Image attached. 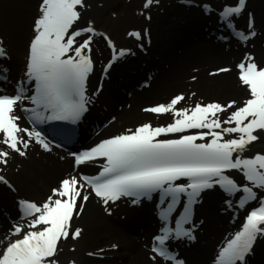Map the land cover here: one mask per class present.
<instances>
[{
    "label": "snow or ice",
    "instance_id": "obj_1",
    "mask_svg": "<svg viewBox=\"0 0 264 264\" xmlns=\"http://www.w3.org/2000/svg\"><path fill=\"white\" fill-rule=\"evenodd\" d=\"M185 2L195 6L192 0ZM154 3L158 4L159 0H145L144 8ZM246 3L247 0H236L234 6H225L219 14L231 34L244 45L256 36L251 13L247 14L246 30H239L235 25V20L245 13ZM84 7V0H41L39 15L33 23L25 79L17 82L12 96L0 90V144L10 150H0V165L7 166L12 153L26 157L33 141L44 151H52L40 131L20 126L22 117L15 115L17 105L20 111L30 112L28 119L37 123L76 124L89 111L92 97L87 94V81L94 70L91 56L94 37L103 36L112 50L105 73L131 54L126 49L117 51L113 42L98 33L91 22L84 28L74 29L81 19L78 8ZM202 8L205 14L214 11L207 4ZM146 19L151 17L146 16ZM146 35L147 30L143 34L129 33L137 41ZM80 37L85 38L78 40ZM139 47L143 49L144 45L141 43ZM10 59L0 39V82L9 80V69L4 61ZM237 68L241 86L250 96L243 106L236 107V101H229L227 104L197 102L194 107L177 108L185 100L183 94L177 95L167 105L144 109L156 115L171 113L172 123L158 127L146 123L127 129L74 157V168L103 161L102 171L95 177L81 174L79 179L75 175L63 178L52 190V196L41 205L18 200L20 218L27 223H13L4 237L10 242L0 253V264H58L55 258L61 250V242L81 237L83 230L73 228L72 222L74 216L78 218L83 213V206L89 200V195H82L85 187L91 188L90 194L102 202L109 215L108 205L122 198L130 199L133 205L158 198L162 227L160 234L153 238L150 257L153 264L160 261L185 264L170 249L169 242L195 241L198 225L193 219L194 207L203 202L204 193L219 190L229 209L243 210L256 202L258 206L247 212L241 229L228 239L214 260V264H247L246 258L252 254L257 239L264 238V196H260L264 193V154L245 156L250 146L261 139L255 133L264 131V68L258 67L251 54H247ZM229 71L231 69L222 68L213 75ZM101 90L102 84L93 96ZM29 91L34 94L28 95ZM26 101L35 107L29 109ZM229 109L234 110L229 112ZM221 113H228L223 121ZM170 136L176 138L161 139ZM233 173L238 174L239 179ZM0 183L15 191L3 175H0ZM178 207L182 208L179 213ZM174 213L178 218L173 222ZM12 236L21 238L11 240Z\"/></svg>",
    "mask_w": 264,
    "mask_h": 264
},
{
    "label": "bare ground",
    "instance_id": "obj_2",
    "mask_svg": "<svg viewBox=\"0 0 264 264\" xmlns=\"http://www.w3.org/2000/svg\"><path fill=\"white\" fill-rule=\"evenodd\" d=\"M39 1L0 0V20L2 22L0 30L14 42L15 51H17L20 60L23 58L25 43L28 39L27 34L32 29L33 19L37 17L36 8ZM181 1L185 2V0H159L158 4L154 3L150 8L145 9V0H129L128 2L124 0H84L85 7L78 8V11L81 12V19L77 25L91 21L93 25L99 26L98 33L107 35L115 44L118 42L123 46L126 45L125 47L132 53L136 52L141 58V62L150 65V76H147V78L150 77V81L144 92L134 93L131 96L122 95L116 84L105 82L104 91L93 96L108 105L111 117L130 116V118L127 117L130 123L123 124L126 128L139 122L155 124L154 117L150 113H140L139 109L143 106L139 105L146 101L165 99L172 93H180L185 97V100L177 105V108L194 107L197 102L227 104L229 101H236L237 105L250 98L248 90L241 86L238 79L239 70L236 64L240 58L243 59L247 54L255 55V62L258 61L261 64L264 62V0H252L251 14L256 17L258 27L262 30L246 45L223 40L215 43L212 38L203 40L199 35L203 33L204 23L201 17L204 18L205 12L199 3L203 1L207 4L209 0H192V4L195 6H184L179 4ZM146 16H150L151 19H146ZM208 17L212 19V13L208 14ZM132 26L138 28L135 31L144 33L147 30V34L150 35L149 46L144 39L142 40L146 53L137 51L136 46L140 43L133 38H128L130 32L128 27ZM208 30L215 35L214 26L208 27ZM127 31L129 32L127 33ZM102 37H94L91 45V56L95 65V69L90 75L91 84L99 81L98 67L108 59L110 54L107 42L104 39L101 40ZM155 57H158L159 60ZM223 63L229 64L232 71L227 74L213 75L214 67ZM134 64H139V60ZM142 67L146 74L145 65ZM126 80L127 77H124L123 81ZM193 93L195 95H192ZM129 105L130 108L127 109ZM122 110L125 115L120 114ZM227 116L228 113H221L220 119L223 121ZM164 117L168 120L174 119L171 113L165 114ZM258 136L261 139L255 142L257 146L250 147L251 150L246 152L245 156H252L256 153L264 154V132ZM0 150L10 151L2 144ZM33 158L34 154L29 156L27 153L26 157H20L15 153L11 154L8 161L9 169H12L14 163H19L22 166V172L19 175H12L16 184H19L22 189H26V174H33L36 179L44 180L46 187L54 186L59 182L61 178L51 169L44 168L43 172L35 169L40 161ZM32 163L34 166L29 168ZM39 166L42 165L39 164ZM24 191L22 190V192ZM4 194V187L0 184V196ZM85 195H89V200L83 208V213L78 218L74 216L72 223L73 228L83 230L80 244H71L72 241L64 242V249H61L56 257L58 264H70V261L75 264H92L91 257L85 255L86 249L90 248L92 241L102 242L105 234L112 236L116 242H119L118 246L127 250L128 257L123 260L126 262L123 264H152L143 254V251L149 248L144 236L152 227H147L144 224L143 229L140 230L141 227L137 229L135 225L130 224L125 227L119 226L118 224L122 223L119 215L117 219L106 213L104 215L103 211L105 210L101 201L92 199L89 193ZM124 208H118L115 205L113 211L117 213ZM240 211L241 209L238 208L228 210L227 206L219 209L221 220L225 221L221 231L222 239L230 237L231 233L241 229ZM102 212L103 214H101ZM132 220L129 219L131 223L136 221ZM228 224L229 227H227ZM134 231L138 234H134ZM8 233L4 232L0 235V241H4V244H0V253H2L5 243L9 242L4 240ZM72 246L75 247V250L71 249ZM246 261L247 264H264V243H256L252 254L246 258Z\"/></svg>",
    "mask_w": 264,
    "mask_h": 264
},
{
    "label": "rangeland",
    "instance_id": "obj_3",
    "mask_svg": "<svg viewBox=\"0 0 264 264\" xmlns=\"http://www.w3.org/2000/svg\"><path fill=\"white\" fill-rule=\"evenodd\" d=\"M125 2H128L129 0H124ZM89 22H91V21H86V22H82V23H79L76 27H74V29L75 28H84V27H86V26H88V24H89ZM92 23V22H91ZM10 25V24H9ZM92 26L95 28V29H99V26H97V25H93L92 24ZM128 28H130V32H133V30H135V29H138L137 27L136 28H134L133 26L132 27H128ZM132 28H134V29H132ZM143 28V27H142ZM142 28H139V29H142ZM129 31H127V33H128ZM129 32V33H130ZM107 38H108V36L107 35H105ZM128 38L129 39H132V37H130L129 35H128ZM103 38H101V40H102ZM113 39V38H112ZM118 45H122V43H118L117 42V46ZM221 65V67H223L224 65H225V63H223V64H220ZM215 67H217V66H215ZM218 67H220L219 65H218ZM245 101V100H244ZM244 101H241L240 103H238L237 105H236V107H241L242 105H243V102ZM147 104V103H146ZM145 104V105H146ZM151 104V103H150ZM234 109H230V111L229 112H231V111H233ZM127 117H129L130 118V116H127ZM139 125H142L141 123L139 124ZM264 131H260V132H257V133H255L256 135H259V134H261V133H263ZM256 143H254L253 145H251V147H254V146H257V145H255ZM16 169H18L17 168V166H16V164H15V166H14V168H13V170H16ZM27 177V179H29V176H26ZM30 183H34V182H30ZM40 185V186H39ZM41 185H42V183L40 182L39 183V180H38V182H37V187L35 188V187H28V189L26 190L30 195H34L33 193H38V195L39 196H43V197H45L47 194H48V192H49V188H44V187H41ZM85 206V205H84ZM99 215V214H98ZM100 217V216H99ZM110 238H112V239H110ZM68 241H72L73 243H75V244H78V243H76L71 237L68 239ZM116 242V240L111 236H109V234H105L104 235V238H103V241L102 242H100V241H92V245L90 246V248H88L87 249V253H86V256L87 257H91V255H89V253H94L95 255H93V262H100V263H102V264H106V263H108V264H123V263H126L125 261H121V260H119V261H116V262H114V263H112V262H106L105 260L103 261L99 256H104L105 254H106V252L103 250L104 248H108V247H110V248H114L113 247V245H115L116 247L115 248H117V245L118 244H116L115 243ZM73 248V247H72ZM71 248V249H72ZM127 250H124V249H122V250H119L118 251V253H113V254H119V255H124V256H128V252H126ZM123 258H126V257H123ZM104 262V263H103ZM71 264H74V262H71ZM89 264V263H88ZM93 264V263H92Z\"/></svg>",
    "mask_w": 264,
    "mask_h": 264
}]
</instances>
